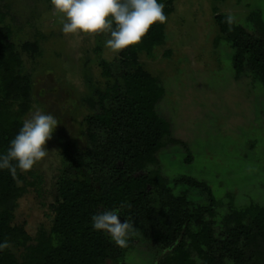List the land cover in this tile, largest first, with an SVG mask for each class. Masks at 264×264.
Instances as JSON below:
<instances>
[{
    "label": "rangeland",
    "instance_id": "374dc122",
    "mask_svg": "<svg viewBox=\"0 0 264 264\" xmlns=\"http://www.w3.org/2000/svg\"><path fill=\"white\" fill-rule=\"evenodd\" d=\"M170 7L164 42L138 56L163 83L166 92L158 110L171 122L172 137L187 146L169 142L159 153L161 170L173 192L186 195L190 206L206 205L208 197L183 177L207 182L218 199L216 221L230 210V198L237 207L264 205V84L249 68L236 75L235 49L215 21L217 13H227L257 35L250 16L259 11L264 18V0H172ZM0 11V23L11 27L23 62L21 73L32 86L31 108L22 119L40 109L58 120L46 145L48 155L23 171L25 180L19 183L24 193L14 223L36 237L53 224L58 182L66 167L64 143L74 141L82 150L90 146L86 119L93 110L84 98L93 95L91 86L104 90L116 81L104 76L102 62L115 74L120 53L104 47L105 34H64L62 14L51 0H0ZM152 196L158 205L159 194ZM128 222L133 227L126 245L114 242L120 253L104 264H158L167 250L152 239L149 223L141 213Z\"/></svg>",
    "mask_w": 264,
    "mask_h": 264
},
{
    "label": "trees",
    "instance_id": "16d2710c",
    "mask_svg": "<svg viewBox=\"0 0 264 264\" xmlns=\"http://www.w3.org/2000/svg\"><path fill=\"white\" fill-rule=\"evenodd\" d=\"M160 2L168 16L172 0ZM3 16L0 11V22ZM250 20L257 35L230 14L215 16L235 49L236 75L249 68L264 84V18L255 11ZM165 27L166 22L153 25L141 43L121 51L117 73L102 62L104 76L116 81L104 90L91 86L93 95L84 98L93 110L86 119L90 146L82 150L74 141L64 143L66 167L49 232L32 237L14 223L25 175L19 169L15 177L0 170V242L10 244L0 252V264H104L120 253L106 233L91 226L92 215L105 209H119L127 221L144 216L152 239L167 250L158 264H264V205L237 207L230 198V210L216 221L218 199L207 182L183 177L208 197L206 205L190 206L186 195L173 192L161 170L159 153L169 142L187 146L172 137L171 122L158 110L166 92L163 83L138 56L164 42ZM11 34V27L0 23V153H6L31 108L32 86L21 73L23 62ZM153 193L159 194L158 205L151 201Z\"/></svg>",
    "mask_w": 264,
    "mask_h": 264
},
{
    "label": "clouds",
    "instance_id": "9594fccd",
    "mask_svg": "<svg viewBox=\"0 0 264 264\" xmlns=\"http://www.w3.org/2000/svg\"><path fill=\"white\" fill-rule=\"evenodd\" d=\"M51 4L62 14L64 34H105L108 38L104 47L115 54L138 45L153 25L167 20L160 0H51ZM57 126L52 113L40 109L30 112L6 153H0V170H8L13 177L17 169L32 170L48 155L46 145ZM91 226L109 235L119 246L126 245L133 227L127 219L121 222L119 209L93 214ZM9 247L7 240L0 242V252Z\"/></svg>",
    "mask_w": 264,
    "mask_h": 264
},
{
    "label": "water",
    "instance_id": "95a60500",
    "mask_svg": "<svg viewBox=\"0 0 264 264\" xmlns=\"http://www.w3.org/2000/svg\"><path fill=\"white\" fill-rule=\"evenodd\" d=\"M124 220H125V219L121 216V222H124Z\"/></svg>",
    "mask_w": 264,
    "mask_h": 264
}]
</instances>
